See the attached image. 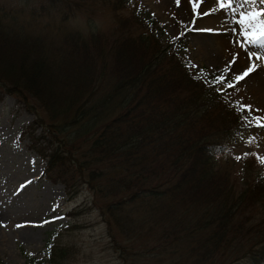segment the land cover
Segmentation results:
<instances>
[{
	"label": "trees",
	"instance_id": "1",
	"mask_svg": "<svg viewBox=\"0 0 264 264\" xmlns=\"http://www.w3.org/2000/svg\"><path fill=\"white\" fill-rule=\"evenodd\" d=\"M23 1L31 19L46 12L60 21L47 46V34L34 35L28 22L0 10V95L35 115L19 135L44 160L41 175L61 182L69 200L84 186L94 198H119V209L113 201L107 208L113 215L127 208L131 219L119 217V228L132 235L145 230L148 208L150 229L162 225L163 250L185 248L198 261L226 252L225 264H264V204L260 218L248 219L264 197L262 163L243 158L242 179L232 177L234 145L258 155L264 142L236 110L245 105L241 86L231 79L235 88L220 89L200 78L174 47L182 36L161 42L133 0ZM100 11L111 14L108 30L94 24ZM79 15L87 30L69 25ZM252 137L256 143L246 144ZM48 247L55 264L56 247Z\"/></svg>",
	"mask_w": 264,
	"mask_h": 264
},
{
	"label": "rangeland",
	"instance_id": "2",
	"mask_svg": "<svg viewBox=\"0 0 264 264\" xmlns=\"http://www.w3.org/2000/svg\"><path fill=\"white\" fill-rule=\"evenodd\" d=\"M133 1L139 5L142 19L152 23L154 34L161 42H173L184 36L183 41L174 42L181 53V61L206 81L214 83L217 77L223 76V83H216L220 89H225L227 81L255 63V70L239 82L242 87L239 96L245 105L251 106V113L247 109L244 111L248 118L253 113L256 117H264V60L249 59L247 51L235 42L237 39L243 41V37L229 30H238V25L228 22L230 14L224 18L219 15L223 9L219 8L218 0H201L195 12L193 0ZM4 7L18 15L20 21L28 22L29 31L34 35L47 34V46H50L48 39L58 35L60 21L57 16L45 12L31 19V6L23 0H0V10ZM112 22L109 11H100L94 20V24L106 30ZM69 25L84 30L89 28L83 15L71 20ZM55 38L50 40L56 41ZM258 51L264 53V49ZM228 98L235 101L237 97L230 95ZM26 107L11 95H0V264H50V242L56 247L55 264H225L229 260L226 252L217 251L212 259L198 261L195 254L185 248L176 252L170 247L158 248L163 243L160 238L162 225L150 229L148 208L143 209L149 213L143 225L145 230L136 229L132 235L130 229L119 228V217L131 219L125 215L127 208L114 215L107 208L113 201L119 209V198L99 195L94 198L92 190L84 186L75 197L67 199L61 182L41 175L44 160L31 146L29 136L19 135L35 117ZM39 114L43 116L44 113ZM253 129L264 139V129L255 125ZM41 130L42 127H37L35 134ZM259 140L257 138V142ZM246 148L239 142L233 149L237 156H243ZM256 148L258 155L264 157V142H258ZM242 163V159H236L232 166V177L237 182L242 179ZM260 169L264 170V163ZM26 198L28 202L24 201ZM263 204L264 197L255 205L253 217L248 219L254 222L260 218ZM73 208L77 214L68 215ZM153 217L156 218L155 213ZM122 222L127 223L124 219ZM145 248L152 252L143 254Z\"/></svg>",
	"mask_w": 264,
	"mask_h": 264
},
{
	"label": "snow or ice",
	"instance_id": "3",
	"mask_svg": "<svg viewBox=\"0 0 264 264\" xmlns=\"http://www.w3.org/2000/svg\"><path fill=\"white\" fill-rule=\"evenodd\" d=\"M200 2L201 0H193L194 12L197 10ZM218 5L226 14L231 15V19L228 22L238 25V30L236 28L229 30L237 37H243V41L237 39L235 42L247 51L249 59L255 57L256 60H264V53L258 51L264 49V0H218ZM205 15H208V13H205ZM249 48L254 50H248ZM255 68L256 64L253 63L246 71L239 75H235L233 79L236 84L248 76L249 73L253 72ZM223 81L224 77L220 76L216 78L214 83H223ZM236 84L229 82L226 86L235 88ZM217 90L219 91V89ZM245 109L251 113L250 105L240 106L236 110L238 113H243ZM241 122L245 126L254 124L256 127L264 129V117H252V119L249 120L247 116L242 115ZM245 143L248 145L255 144L256 138H249ZM250 155L255 156L259 162L264 163V157L255 153H244L243 156H237L235 158L240 160Z\"/></svg>",
	"mask_w": 264,
	"mask_h": 264
},
{
	"label": "bare ground",
	"instance_id": "4",
	"mask_svg": "<svg viewBox=\"0 0 264 264\" xmlns=\"http://www.w3.org/2000/svg\"><path fill=\"white\" fill-rule=\"evenodd\" d=\"M219 15L222 17V18H224L225 17V15H226V12L224 11V10H220L219 11ZM217 19H219V18H217ZM225 20V19H224ZM223 19H222V21H224ZM221 21V22H222ZM229 42V41H228ZM225 51L227 52V50L225 49ZM249 66V65H248ZM264 81V80H263ZM263 81H262V84H263ZM259 82H261V81H259ZM24 201L25 202H28V200H27V198L26 199H24Z\"/></svg>",
	"mask_w": 264,
	"mask_h": 264
}]
</instances>
